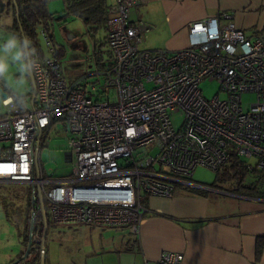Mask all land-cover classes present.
Wrapping results in <instances>:
<instances>
[{"label": "built area", "instance_id": "obj_1", "mask_svg": "<svg viewBox=\"0 0 264 264\" xmlns=\"http://www.w3.org/2000/svg\"><path fill=\"white\" fill-rule=\"evenodd\" d=\"M131 7V0H117L107 8L109 70L67 83L53 25L42 23L28 56L35 99L33 90L26 100L0 83L7 95L0 100V183L32 187L31 247L43 240L33 232L43 221L40 194L53 225L124 227L136 238L149 213L145 197L171 200L182 187L248 198L194 182L199 166L218 172L233 155L264 166V39L248 37L232 16L221 14L188 25V48L142 50L144 26L129 20ZM93 77L98 82L89 92L83 83ZM205 80L218 82L227 98H204ZM245 94L257 96L249 110L241 101ZM175 113L184 115L178 129L170 116ZM58 124L71 136L67 178L53 177L40 162ZM183 260L181 253H166L157 264Z\"/></svg>", "mask_w": 264, "mask_h": 264}, {"label": "crops", "instance_id": "obj_2", "mask_svg": "<svg viewBox=\"0 0 264 264\" xmlns=\"http://www.w3.org/2000/svg\"><path fill=\"white\" fill-rule=\"evenodd\" d=\"M131 1L129 20L144 26L142 50L188 48V25L221 14L232 16L248 37L264 39V0ZM106 2L110 7L117 0ZM222 186L216 189L228 190ZM176 189L171 200L148 198L151 213L136 238L124 227L59 226L80 238L75 244L81 255L73 264H157L166 253L183 254L182 264H264V250L258 261L256 246L264 238V198Z\"/></svg>", "mask_w": 264, "mask_h": 264}, {"label": "rangeland", "instance_id": "obj_3", "mask_svg": "<svg viewBox=\"0 0 264 264\" xmlns=\"http://www.w3.org/2000/svg\"><path fill=\"white\" fill-rule=\"evenodd\" d=\"M50 13L54 14L52 20L53 33L56 44L64 48L65 53L62 62V71L67 83H71L76 79H80L93 70L105 71L101 66H97L94 53L96 46L99 49V43L104 37V31L98 30L95 33L89 31V28L77 17H68L66 20H58L65 13V3L63 0H52L48 4ZM14 0H0V36H9L16 33L13 29L15 14ZM44 46V42L42 44ZM103 52V60L105 63L108 59V51L110 48L104 46L100 48ZM19 77L15 66H12V74L7 78L8 86L4 87L11 92L12 95L23 97L26 100L30 98L33 90L32 81L21 88L14 83V79ZM92 82H98L97 77L90 78L83 83L84 87L88 83V91H91ZM99 84H103L101 79ZM220 85L216 81L205 80L200 84L202 95L207 100H212L217 95L221 99H226L227 95L220 91ZM102 93V99L105 100L107 94ZM113 90H108V94H113ZM95 99V98H94ZM255 94L243 95L241 101L244 110H249L251 104L257 102ZM171 121L174 128L178 129L183 121L182 113L171 114ZM71 136L62 125H56L50 132L48 142L40 153V162L44 170L50 172L55 178H67L72 174L73 163L68 161L66 154L70 151L69 140ZM153 154H156L153 152ZM252 166H258L259 162L253 158L246 160ZM260 169H262L259 166ZM217 172L199 166L193 176L194 182L212 185L216 181ZM259 174H248L247 182L260 180ZM222 187L231 192L234 186L223 184ZM235 192V191H234ZM239 194L238 192H235ZM32 187L28 184L20 183H0V264H11L22 258L27 251L26 237L29 235L28 219L31 218L30 198ZM242 195V194H240ZM254 197V196H253ZM49 214V212H48ZM62 227L50 226L45 246V264H73V261L81 255L78 246L80 238L73 239L64 234ZM69 233V232H68ZM77 240V245L75 241ZM35 254L29 257L28 264H39L34 262Z\"/></svg>", "mask_w": 264, "mask_h": 264}, {"label": "trees", "instance_id": "obj_4", "mask_svg": "<svg viewBox=\"0 0 264 264\" xmlns=\"http://www.w3.org/2000/svg\"><path fill=\"white\" fill-rule=\"evenodd\" d=\"M52 0H15V21L13 25V29L16 34L21 36L28 35L31 39L35 38L37 35V30L39 25L42 23H51L54 19V14L50 13L48 9V4ZM65 3V13L63 16L59 17L58 20H66L68 17H77L82 20V22L89 28V31L92 33L97 32L98 30L104 31V37L101 39L99 43V49L96 46V51L94 53V58H96V65L101 66L104 70H109L114 64L113 58L111 57V51H108V63H105L103 60L104 52L100 49L104 46L109 48L108 38H107V20H108V5L106 0H63ZM60 60H63V56L65 53L64 48L60 47ZM259 164L256 167L250 166L246 159H243L239 156L233 155L229 161L224 165V167L217 172L216 181L212 185H206L209 187H217L219 184H229L234 186L231 188V193L238 192L243 196L246 195L248 197H262L264 198V166H260ZM259 174L260 180H256L254 182H247L248 174ZM235 191V192H234ZM196 192V191H195ZM198 193H202L198 191ZM204 194V193H203ZM237 194V193H236ZM148 198L145 197L143 205L148 208ZM46 209L48 208L47 202L44 201ZM31 205V204H30ZM29 205V207H30ZM149 212L150 209L148 208ZM151 213V212H150ZM52 225L48 217V233L49 228ZM31 228V219H28V230L29 234ZM45 231V225L42 220H39L35 223L33 232H39L43 235ZM47 233V235H48ZM26 245L28 247L29 235L26 237ZM257 246V260L259 261L263 254L264 250V238L259 239ZM34 253L35 259L34 262L38 261L41 264V248L32 246L30 255ZM25 254L22 255L23 256ZM30 257V256H29ZM29 257L26 262L29 261ZM45 264V261H44Z\"/></svg>", "mask_w": 264, "mask_h": 264}, {"label": "clouds", "instance_id": "obj_5", "mask_svg": "<svg viewBox=\"0 0 264 264\" xmlns=\"http://www.w3.org/2000/svg\"><path fill=\"white\" fill-rule=\"evenodd\" d=\"M34 53L33 41L28 35L12 33L5 37L0 36V83L8 86V76L12 74V66H15L19 77L14 83L21 88L27 86L31 81L28 56Z\"/></svg>", "mask_w": 264, "mask_h": 264}, {"label": "water", "instance_id": "obj_6", "mask_svg": "<svg viewBox=\"0 0 264 264\" xmlns=\"http://www.w3.org/2000/svg\"><path fill=\"white\" fill-rule=\"evenodd\" d=\"M14 4H15V0H14ZM29 69H30V67H29ZM30 75H31V81H32V86H33L32 99L34 100L36 97V90H35V82H34V78H33V75L31 73V70H30ZM5 98H7V95H6V93H4L2 88H0V100L5 99ZM68 156H69L68 161H70V155H68ZM40 199H41L42 210H43V222L45 225V231H44L43 236H42L43 240H42V244L40 247L41 253H42L41 264H44L45 246H46V239H47V233H48V218H47V214H46V210H45V206H44V202H43V197L41 194H40ZM30 253H31V245L28 244L27 251H26L25 255L23 256V260H27L28 257L30 256Z\"/></svg>", "mask_w": 264, "mask_h": 264}]
</instances>
